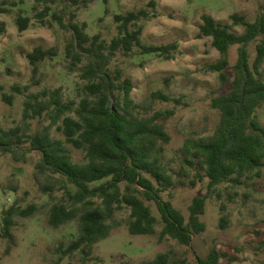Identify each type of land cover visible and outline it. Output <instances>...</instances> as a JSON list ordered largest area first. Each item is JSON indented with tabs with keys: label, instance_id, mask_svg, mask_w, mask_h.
<instances>
[{
	"label": "trees",
	"instance_id": "1",
	"mask_svg": "<svg viewBox=\"0 0 264 264\" xmlns=\"http://www.w3.org/2000/svg\"><path fill=\"white\" fill-rule=\"evenodd\" d=\"M39 1L44 4L39 18L51 15L54 22L69 31L64 46L67 68L79 72L82 83L77 87L76 98L67 100L60 87L28 93L23 119L48 124L42 123L34 132L25 134L20 127L6 129L0 123V151L22 162L27 161L31 152L38 154L35 174L48 175L59 184L62 200L50 207L48 223L57 228L76 220L78 226L76 239L63 254L84 250L108 237L115 213L124 208L129 209L130 234H156L159 241L168 237L190 247L192 236L206 230L201 216L207 200L217 193L219 186L240 185L251 175L259 176L264 167V125L255 115L264 104V13L253 21L233 13L231 23L206 14L201 17L197 36L211 38L212 46L219 52V58L207 64L206 70L217 72L221 81L228 83L225 70L230 66L233 46L237 47V58L232 66L230 90L210 101L219 112L215 129L186 138L180 148V168L185 172L188 167L195 170V177L187 182L181 178L180 170L165 159L166 144L171 140L166 122L174 110L154 107L155 102L170 101V96L158 90L151 92L148 100L136 102L131 94L132 79L121 68L112 67L117 53L128 56L135 48L142 55L171 57L176 44L148 45L141 41L140 22L152 14L145 8L114 14L118 33L107 39L100 33L90 35L85 22L75 21L76 11H53L50 3L54 0ZM82 2L71 0L77 6ZM29 22L28 16L18 15L19 31H24ZM233 26H241L242 32L232 31ZM253 42L255 55L251 61L249 46ZM57 53L54 48L36 47L26 56L36 70L38 63ZM15 90L22 91L19 87ZM3 99L11 103L12 97L3 95ZM53 127L60 137L51 134ZM74 150L83 153L82 161L75 160ZM204 179L206 193L193 197L188 217L163 197L167 189L194 187ZM44 189L52 187L44 185ZM147 202L155 205L158 217ZM220 207V227L224 228L228 219L223 214L224 205ZM35 211V205L22 207L16 202L2 210L0 237L12 241L16 218L29 217ZM193 254L196 264H219L224 256L216 248H211L205 257ZM141 264H188V259L184 254L166 252Z\"/></svg>",
	"mask_w": 264,
	"mask_h": 264
},
{
	"label": "rangeland",
	"instance_id": "2",
	"mask_svg": "<svg viewBox=\"0 0 264 264\" xmlns=\"http://www.w3.org/2000/svg\"><path fill=\"white\" fill-rule=\"evenodd\" d=\"M54 1L50 3L53 11L63 8L76 11L75 21L85 22L90 35L100 33L107 39L118 33L114 14L145 8L152 16L140 22L142 43L177 45L170 58L142 55L137 48L128 56L119 52L112 67L121 68L124 75L132 79L131 94L136 102L148 100L150 93L158 90L170 96L168 102L154 103L155 108L174 110V115L166 122L171 140L166 144L165 159L180 170L181 178L187 182L193 179V168L188 167L186 172L180 168V148L186 138L212 133L215 129L219 112L211 107L210 101L230 90L232 66L237 58V47L233 46L230 66L225 70L228 83H223L217 72L206 70L207 64L219 58V52L212 46L211 38L197 36L201 17L206 14L231 23L230 15L237 13L253 21L258 14L264 13V0H84L78 6L71 0ZM11 2L16 5L11 7ZM40 2L0 0V123L6 129L20 127L25 134L34 132L42 123L48 124L47 121L23 119L28 93L60 87L67 100L76 98L77 87L82 83L79 72L67 68L64 46L69 31L54 22L51 15L40 19L39 11L44 7ZM18 15L30 18L29 26L21 32L16 23ZM231 30L240 33L243 28L233 26ZM255 43L249 46L251 61ZM36 47L54 48L58 53L38 63L34 70L26 54ZM261 71L264 76V62ZM15 87L21 88V93ZM3 95L11 96V103L4 100ZM255 115L264 125V104L257 108ZM51 134L60 137L55 127ZM73 155L75 160H83L81 151L74 150ZM38 158V154L31 152L26 162L16 161L0 151V224L2 210L14 202L22 207L36 206L31 216L16 218L12 241L0 237V264H141L166 252L184 254L188 264H196L193 252L205 257L211 248L224 254L219 264H264V167L259 176L251 175L240 185L224 183L219 186L217 193L207 200L201 216L206 230L192 236L190 247L168 237L159 241L156 234H130L127 227L129 209L124 208L115 213L108 237L84 250L63 254L77 237V222L70 221L57 228L49 225V209L62 200L63 191L48 175L35 174ZM206 183L204 179L194 187H173L163 192V197L188 217L193 197L206 193ZM44 185L52 189L45 190ZM147 204L158 217L155 205ZM222 204L223 214L228 219L224 228L220 227Z\"/></svg>",
	"mask_w": 264,
	"mask_h": 264
}]
</instances>
